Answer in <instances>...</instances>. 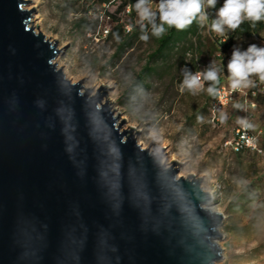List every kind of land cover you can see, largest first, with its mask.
<instances>
[{
    "label": "water",
    "instance_id": "1",
    "mask_svg": "<svg viewBox=\"0 0 264 264\" xmlns=\"http://www.w3.org/2000/svg\"><path fill=\"white\" fill-rule=\"evenodd\" d=\"M31 0H0V264H215L222 215L57 67Z\"/></svg>",
    "mask_w": 264,
    "mask_h": 264
},
{
    "label": "rangeland",
    "instance_id": "2",
    "mask_svg": "<svg viewBox=\"0 0 264 264\" xmlns=\"http://www.w3.org/2000/svg\"><path fill=\"white\" fill-rule=\"evenodd\" d=\"M68 2L31 0L25 6L35 8L31 17L35 31L39 25V31L47 39L50 37L57 42L61 50L54 59L57 67L72 82L83 78V86L93 91L100 85H107L112 110L119 116V121L124 120L122 128L139 131L137 143L143 148L150 141L157 150L163 148L162 163L167 166L173 160L180 163L177 176L194 175L201 179V188L212 197L206 206L223 216L217 228L222 236L217 241L220 258L215 264H264V82L256 98L251 96L250 86L239 90L220 110L218 120H212L208 109L203 113L204 96L210 86L207 81L203 90L193 92L184 88L181 91L185 65L172 66L167 69L169 72L160 69L159 75L153 74L146 79V87L124 93L155 46L156 36L151 27L133 39L132 46L122 54H115L116 38H92L83 29L73 28L72 22L80 17L81 9L92 6L88 8L87 18L101 15L99 29H110L112 24L106 15L113 13L119 2L105 5L96 1L83 5L82 0ZM223 2L217 0L219 6L214 10L215 18ZM120 17L126 28L131 27V21L135 25L141 23L137 12L134 19L126 13H120ZM145 35L146 40L142 39ZM221 37L203 30L200 46L194 39L199 47L196 54L207 70L213 65L218 67L222 78L220 85L229 87L227 64L233 50L246 51L252 44L264 47V30L256 37H237L225 54L210 51V41ZM172 57V62L179 61L176 54ZM189 59L190 56H186L185 61ZM250 101L255 103L251 109V124L253 130L259 132L258 143L263 153L244 151L235 154L229 147H224L223 142L233 137ZM195 112L198 116L192 117ZM148 148H152V143Z\"/></svg>",
    "mask_w": 264,
    "mask_h": 264
},
{
    "label": "trees",
    "instance_id": "3",
    "mask_svg": "<svg viewBox=\"0 0 264 264\" xmlns=\"http://www.w3.org/2000/svg\"><path fill=\"white\" fill-rule=\"evenodd\" d=\"M91 1H96L100 5L113 4L116 1L119 2L115 11L106 15V17L110 18V22L112 24L111 28L108 29L107 34L104 37H101L102 29H99V18H101V15H98L94 18H87V12L89 11L88 8H91L92 6L80 10L82 13L80 17L76 18L72 22V27L75 29H83L85 33L88 32L90 34V37L98 38L99 40H111L112 38H116L118 42L116 45L115 54H122L126 48L132 46L133 39L142 36L151 27V25L147 24V22H144L143 25L141 23L135 25L131 21V27L129 30H127L125 23L120 21V13H126L130 19H134L136 11L131 6L134 5L137 0H82V5ZM71 2H73V0H69L68 3L71 4ZM74 2H79V0H74ZM218 6L219 5L216 4L214 8L206 7L207 10H205L208 15V21L203 26L197 19L194 20L193 23L184 30L168 28L162 36L155 37L154 48L147 54L143 65L136 72L133 81L130 83L124 93L132 92L136 88L146 87V79L153 74L159 75L160 69L169 72L167 69L172 68V66L174 68H178L180 65H185L186 69L184 71L186 73L192 74L200 67H204V65H202V63L197 59L198 57L196 52L198 51L199 47L196 45L194 39L198 41L200 46L201 32L206 30V32L210 34V24L211 21L215 19L214 10L218 8ZM126 8H129L128 12H126ZM157 22L159 21L157 20ZM262 30H264V20L253 23L251 20L245 19L235 31L226 29V33L223 37L220 39L215 38L211 40L210 51L218 50L220 53L225 54L230 49L237 37H256ZM222 38L225 39L223 40ZM173 54H176L179 57V61L172 62L171 59H173ZM186 56H190L188 62L185 61ZM221 82L222 78L219 76V83L215 85L216 89L220 86ZM208 83L211 85V82ZM254 88L255 86H250V93ZM259 94L260 92H258L253 97L256 98V96ZM214 98L215 95H210L209 93L204 96V103L202 105L204 114L207 112V109L211 113V105L214 101ZM220 110L218 111L217 116L219 115ZM197 116V112L194 114L192 113V117ZM190 118L191 117H189V119ZM244 151L249 150L242 149L240 151H234V153L240 154Z\"/></svg>",
    "mask_w": 264,
    "mask_h": 264
},
{
    "label": "clouds",
    "instance_id": "4",
    "mask_svg": "<svg viewBox=\"0 0 264 264\" xmlns=\"http://www.w3.org/2000/svg\"><path fill=\"white\" fill-rule=\"evenodd\" d=\"M217 0H137L131 7L135 9L141 24L151 25L152 34L162 36L166 29L184 30L194 20L203 26L208 21L207 8H214ZM253 23L264 20V0H224L211 21L210 30L224 36L226 29L235 31L245 20ZM157 20L159 23H157ZM142 39H147L143 36ZM228 81L231 89L241 90L252 85L250 77L257 76L264 82V47L249 45L246 51L234 49L227 64ZM220 69L213 65L204 72L186 73L181 85L190 91L203 90L204 82H211L207 88L210 95H216Z\"/></svg>",
    "mask_w": 264,
    "mask_h": 264
},
{
    "label": "built area",
    "instance_id": "5",
    "mask_svg": "<svg viewBox=\"0 0 264 264\" xmlns=\"http://www.w3.org/2000/svg\"><path fill=\"white\" fill-rule=\"evenodd\" d=\"M158 0H154V3H157ZM207 10V9H206ZM129 11V8H126V12ZM130 27H127L129 30ZM108 32L107 28L101 30V37H104ZM224 40V39H223ZM207 69L205 67H200L198 70L193 72H204ZM252 85L255 88L251 91V95L255 96L258 92H261V81L258 77L252 80ZM239 90L233 91L231 87H227L225 85H220L217 88V94L215 95L214 101L211 105V114L212 120H218L217 113L218 111L227 105L235 96V94ZM255 107V103L250 101L246 104L243 113V119L239 126H237L234 130V135L231 139L225 140L223 142L224 147H229L233 151H240L242 149H248L251 152L255 153H263L262 148L259 146L258 139H259V132L253 130L251 119L253 117V112L251 109Z\"/></svg>",
    "mask_w": 264,
    "mask_h": 264
},
{
    "label": "bare ground",
    "instance_id": "6",
    "mask_svg": "<svg viewBox=\"0 0 264 264\" xmlns=\"http://www.w3.org/2000/svg\"><path fill=\"white\" fill-rule=\"evenodd\" d=\"M213 210V209H212ZM213 211H215V210H213Z\"/></svg>",
    "mask_w": 264,
    "mask_h": 264
}]
</instances>
